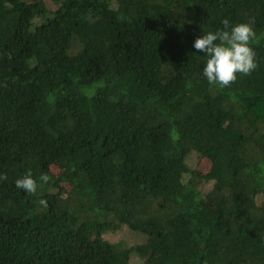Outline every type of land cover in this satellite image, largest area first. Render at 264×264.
<instances>
[{"label":"trees","instance_id":"16d2710c","mask_svg":"<svg viewBox=\"0 0 264 264\" xmlns=\"http://www.w3.org/2000/svg\"><path fill=\"white\" fill-rule=\"evenodd\" d=\"M225 18L261 38L221 88ZM262 34L264 0H0V264H264Z\"/></svg>","mask_w":264,"mask_h":264},{"label":"clouds","instance_id":"9594fccd","mask_svg":"<svg viewBox=\"0 0 264 264\" xmlns=\"http://www.w3.org/2000/svg\"><path fill=\"white\" fill-rule=\"evenodd\" d=\"M223 30L205 32L195 39L193 47L206 55L207 61L203 74L209 84L229 87L237 80V74L249 75L257 67L256 52L253 43H259L261 37L253 27L254 18L248 22L230 25L227 18L222 20ZM264 36V34H262ZM11 59V55L7 54ZM7 179L6 174L0 175V180ZM50 177L41 174L38 180L29 170L23 177L15 181V186L30 195H35L40 182L47 183ZM40 204L47 207V202Z\"/></svg>","mask_w":264,"mask_h":264},{"label":"rangeland","instance_id":"374dc122","mask_svg":"<svg viewBox=\"0 0 264 264\" xmlns=\"http://www.w3.org/2000/svg\"><path fill=\"white\" fill-rule=\"evenodd\" d=\"M198 159H199V156L197 154H192L190 156V158H189V161H190L191 164L196 165L197 162L199 161ZM207 165H208L207 160H203L201 162V167L203 169H205L207 167ZM53 168H54V170L56 172L60 171V169H59V167L57 165H54ZM139 233H142V232H139ZM106 236H108L111 240H114V241H117V240H120V239H124L130 244L144 240L143 236H141L139 234H135L134 232H132L127 227H122L118 231L110 232ZM133 263L134 264H139V260H138V256L137 255H134Z\"/></svg>","mask_w":264,"mask_h":264}]
</instances>
